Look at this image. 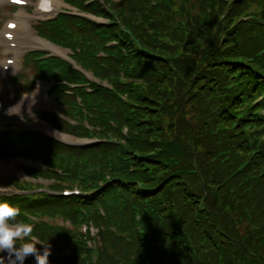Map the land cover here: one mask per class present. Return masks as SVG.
I'll use <instances>...</instances> for the list:
<instances>
[{
  "label": "trees",
  "instance_id": "obj_1",
  "mask_svg": "<svg viewBox=\"0 0 264 264\" xmlns=\"http://www.w3.org/2000/svg\"><path fill=\"white\" fill-rule=\"evenodd\" d=\"M63 1L104 23L62 13L37 27L79 68L29 55L74 122L38 115L96 143L11 131L0 158L40 161L26 173L82 195L0 201L51 264H264V0ZM54 217L70 227L39 221Z\"/></svg>",
  "mask_w": 264,
  "mask_h": 264
},
{
  "label": "rangeland",
  "instance_id": "obj_2",
  "mask_svg": "<svg viewBox=\"0 0 264 264\" xmlns=\"http://www.w3.org/2000/svg\"><path fill=\"white\" fill-rule=\"evenodd\" d=\"M32 3H30L26 8L23 9V11L26 13L27 17H25L22 21L21 24L24 27V33L22 34L21 38L19 39L20 43H22L20 45L19 50L17 51V53H15V63H16V67L15 69L11 72V73H1L0 72V94L6 99H11L13 101H18L20 98V95L24 92V93H28L30 92V90L28 89V86H25L24 88H19L17 85V82H15L14 80H10V78L14 75H16L20 69H21V58L22 56L31 51V50H42L43 52H47V53H53L55 55H63L64 57L68 56L67 51L62 50L60 48H57L58 51H55L54 49L50 47H42L41 45L37 44L36 42L32 41L30 36H33L35 38H37L36 36V32L34 29V26L36 25L35 21V17H34V12L36 10V2L37 0H29ZM57 3L54 4V11H60V10H66V9H71L70 6L68 5H64L60 0H56ZM8 3L7 0H0V34L3 31L2 27L3 24L8 20V19H13L14 15L12 12V8H7L8 7ZM30 38V40L28 39V37ZM1 39V37H0ZM4 52H5V47L2 44V42L0 41V65L2 64L3 60H4ZM58 54H57V53ZM28 80H33V79H28ZM40 82H36L34 83L32 90L36 88L37 84H39ZM42 84V83H41ZM40 86V85H39ZM48 84L44 83V88L47 89L48 88ZM31 90V91H32ZM46 92V90H45ZM48 102L47 103H43L41 105L35 106L33 107V111H46V112H53L57 115V117L61 120V122L64 121H70V118L68 117V115L66 113L60 112L62 110L61 107H59L55 102H53L51 99H49L47 97ZM24 115L26 116V120H21L19 119L17 116H14V118H11L9 116H0V130L3 129L6 126H23L25 123L24 121H28L30 123V125H35L36 122L38 120H32V117L29 116L27 117V111L25 110ZM62 126H65L62 124ZM69 136V135H68ZM74 138V137H73ZM73 139L71 138L70 141H72ZM26 167H35V168H39L42 167L40 163L38 162H33V161H14L11 164H3L0 161V174H2L0 176V192L1 191H6L8 189H12L11 186H9L8 183V179L11 178H16L13 180H28L30 182L33 183H39L41 184L44 189L48 188V185L51 183L50 181L42 180V179H33V178H28L26 177V175L24 174L23 170ZM51 223L54 224H61L60 221H51ZM0 256H5V257H0L1 259H3L5 262H9L10 258L6 257V253L4 252H0Z\"/></svg>",
  "mask_w": 264,
  "mask_h": 264
},
{
  "label": "clouds",
  "instance_id": "obj_3",
  "mask_svg": "<svg viewBox=\"0 0 264 264\" xmlns=\"http://www.w3.org/2000/svg\"><path fill=\"white\" fill-rule=\"evenodd\" d=\"M39 90L40 86L37 84L32 91L23 92L16 103L6 108L0 104V109L4 115L9 117L15 115L22 121L26 120L24 115L26 110L27 117L31 116L32 120H35L36 113L33 107L37 103ZM18 214L17 207L7 201H0V252L6 253V257L10 258V264H25L29 257L33 258V264H51L49 260L51 245L49 243L40 245L38 238L32 235L33 225L14 220ZM18 241L23 243H17ZM38 245L40 247H37ZM0 264H4L3 259H0Z\"/></svg>",
  "mask_w": 264,
  "mask_h": 264
},
{
  "label": "bare ground",
  "instance_id": "obj_4",
  "mask_svg": "<svg viewBox=\"0 0 264 264\" xmlns=\"http://www.w3.org/2000/svg\"><path fill=\"white\" fill-rule=\"evenodd\" d=\"M26 1H28V0H26ZM51 1V3H52V5H51V7H53V4H56L57 3V1L56 0H50ZM7 2H8V0H7ZM41 13V12H40ZM39 12H36L35 13V17L36 18H45V17H50L51 15H52V11H50L49 13H46V14H40ZM19 16H20V18L19 19H17L16 20V27H15V29L11 32L12 34H13V39H12V41L11 42H13V43H15L16 44V48H14L13 50L12 49H10V48H7V50L6 51H17L18 50V36H19V34L21 33V32H23L25 29H23V30H21V23H20V21H21V18H22V20L24 19V17H26L27 15L24 13V12H20L19 13ZM3 33H4V31H3ZM2 33V34H3ZM28 37V39L30 40V38H31V40L32 41H34V42H36L37 44H39V45H43V46H49V45H47L45 42H43V41H41V40H38V39H36L35 37H33V36H30V38H29V36H27ZM1 39H2V42H3V45H6V43H7V41H5L3 38H2V36H1ZM8 44V43H7ZM54 49V48H53ZM0 70H1V68H0ZM2 72V71H1ZM44 90H45V88H44V86L43 85H40V90H39V93H38V96H37V103L34 105V107L35 106H38V105H41V104H43V103H47L48 102V100H47V98H46V95H45V93H44ZM14 103H16V101H13V100H11V99H4V102H3V106L6 108V107H8V106H10V105H12V104H14ZM0 116H1V114H0ZM34 127L36 128V129H39L41 132H43V133H45V134H48V135H52V136H54V137H56V138H58L59 140H63V141H68L69 140V138L68 137H65V136H62V135H59V134H57L56 132H54L53 130H51L49 127H47L46 125H44L43 123H41V122H36V124L34 125Z\"/></svg>",
  "mask_w": 264,
  "mask_h": 264
},
{
  "label": "snow or ice",
  "instance_id": "obj_5",
  "mask_svg": "<svg viewBox=\"0 0 264 264\" xmlns=\"http://www.w3.org/2000/svg\"><path fill=\"white\" fill-rule=\"evenodd\" d=\"M14 2L21 3V2H23V0H14ZM9 27H14V25H9Z\"/></svg>",
  "mask_w": 264,
  "mask_h": 264
}]
</instances>
